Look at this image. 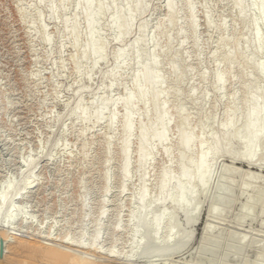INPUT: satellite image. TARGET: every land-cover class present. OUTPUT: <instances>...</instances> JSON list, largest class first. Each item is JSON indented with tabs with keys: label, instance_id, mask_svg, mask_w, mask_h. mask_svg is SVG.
<instances>
[{
	"label": "rangeland",
	"instance_id": "374dc122",
	"mask_svg": "<svg viewBox=\"0 0 264 264\" xmlns=\"http://www.w3.org/2000/svg\"><path fill=\"white\" fill-rule=\"evenodd\" d=\"M81 1L0 0V193L6 182L20 181L25 162L39 163L33 180L40 187L14 202L24 224L32 225H24V233L12 240L85 252L100 263L115 261L94 251L71 250L62 241L90 244L98 236L101 248L130 256L131 264H256L264 251V140L256 166L234 161L229 153L218 155L209 185H192L195 198L188 207L171 202L172 188L159 194L158 185L165 169L173 178L179 175L181 129L193 133L196 144L186 159L195 161L199 137L209 147L210 135L220 137L229 119H241L236 127L241 129L253 91L264 98V77L245 64L248 59L264 64V21L256 5L260 0H243L244 18L235 0H138L143 10L134 15L124 41L117 39L114 19L137 0H96L107 11L96 22L94 38L106 48L105 60L95 68V57L83 58L81 53L89 39ZM75 20L77 46L66 31ZM256 33L259 53L252 47ZM137 40L123 65L122 60L116 65L115 57ZM229 56H235L233 67L225 61ZM153 59L173 122L165 145H154L153 156L139 170V127L151 123L155 111L136 101L125 179L122 100L142 85L134 76ZM107 73L110 78L104 79ZM217 75L225 79L222 89L215 84ZM79 99L88 114L84 122L80 112L70 115ZM102 99L110 104L97 121L94 115ZM179 113L188 118L186 125ZM219 184L227 191L218 194L223 200L215 206ZM142 190L148 196L144 202ZM163 212L170 216L171 229L164 223L156 234L151 220ZM206 227L216 232L208 234ZM37 229L59 242L41 240L33 233ZM14 254L10 248L5 264L17 260ZM22 257L20 261L32 264Z\"/></svg>",
	"mask_w": 264,
	"mask_h": 264
},
{
	"label": "bare ground",
	"instance_id": "6f19581e",
	"mask_svg": "<svg viewBox=\"0 0 264 264\" xmlns=\"http://www.w3.org/2000/svg\"><path fill=\"white\" fill-rule=\"evenodd\" d=\"M79 5L82 6L83 9L82 14L89 36L88 42L82 47V57H95L93 65L95 68L101 61L105 60L104 48H106V44L96 40L94 35L97 20L101 14L107 11V9L103 6H100L96 0H82ZM256 5L261 18L264 21L263 1L260 0L256 2ZM49 7L50 10L53 11V6L51 3ZM235 7L239 11V15L244 18L246 10L244 1L235 0ZM167 8L169 13L173 12L172 2L167 4ZM142 10L143 3L137 0L132 7H126L124 11L122 10V12L118 13L114 19V27L118 29V40L124 41L127 35H129L132 30L134 15L141 12ZM194 27L195 26L193 23V30H195ZM66 31L74 37V44L77 46L79 44L77 21L75 20L71 25H68ZM140 32L142 34L145 32L143 25L140 26ZM260 39V35L256 33L254 35L253 45L251 44L252 47L256 49L255 52L257 53L260 51ZM139 43L140 41L137 40L131 45L130 48L122 49L120 54L115 57V64L119 65L122 60L123 65V62L126 56L131 52V49H134ZM222 44H224V42H222ZM225 61L229 64V67H233L235 56H229ZM245 64L253 67L259 76L264 77V64L255 65L252 59L245 60ZM156 67L157 61L155 59L146 63L140 72L134 76L135 83H141L142 85L136 89L134 94H130L124 100H122V105L125 108L123 116V132L125 138L121 153L124 159L122 174L125 179H128L129 177V151L131 139L134 133L132 122L136 113V101H142L144 107H147L148 104L152 105L155 111V118L153 121L148 125H140L139 127V145L137 149V167L139 170H142L153 156L154 145H165L167 142V130L170 128L173 122L172 117L168 115L166 103L162 100V78L155 73ZM106 78H110L109 73L104 75V79ZM215 84L218 88L222 89L225 85L224 77L217 75L215 78ZM111 87L112 84L110 88ZM254 89H257V87H254ZM256 91H253L252 96L249 97L248 102L250 103V106L246 111L247 113H245V124L243 123L244 126L242 125L243 127L238 130L236 129L238 125L237 122L238 120L240 122L241 119H229L225 126L221 129L220 137H217L213 134L210 135L209 139L211 141V145L209 147H206L205 141L199 137L197 139V143L200 152L195 161L186 159V155L193 151L194 145L196 144L193 133L187 129H181L179 131L177 138V145L180 151L179 175L173 178L166 169L163 170L158 185L159 194L164 195L170 188H172L173 194L170 196L171 202L175 203V205L183 204V206L188 207L190 202L195 198V192L192 188V185L197 183L200 189H205L209 185L213 171V161L215 158L217 159L218 155L222 156L226 153H229L234 161H241L245 165H254L256 162L255 160L258 159L257 157H259L261 153L259 144L264 140V98H261ZM109 104L110 102L108 99H102V107L96 111L94 115L97 121L102 119L103 110L108 107ZM80 105L81 101L79 99L70 115L78 116L77 114L80 112L79 120L84 122L87 120L88 114L86 111L81 110ZM179 115L182 117L183 124L186 125L188 118L182 113H179ZM110 122L111 124L115 122L114 116H111ZM234 146L235 151L233 149ZM166 153H168V151H166ZM47 162H50V160L48 159ZM38 165L39 163L36 161L25 162L22 166L23 169L19 173L20 181L17 184L12 181L6 182L3 191L0 193V241L3 240L6 245L5 255L3 260H0V264H5L7 262L10 248L13 250L15 253L14 255L17 258V260H13L15 264H27L26 262L20 261V257L23 258L22 256L28 257L32 264H128L127 262H130L131 264L130 256H122L120 254H116L113 250H104L101 248L100 243L98 242V236H96L90 244H85L80 241L73 242L66 239L62 241V244L68 246V248H71V250L72 248L85 249L94 251L100 255H106L109 259H113L115 263L96 262V260L93 261L92 259L88 258L89 256L85 252L78 251L77 253V251L74 249V252H67L57 246H51L48 243H41L38 245L33 244L34 242L31 243L26 241V239H19L17 242L12 240L14 234L24 233L21 231L24 225H32L24 224L25 217L21 216V213H18L19 210H14V202L21 201L24 194H27V191L40 187V184L33 180ZM221 178H224V176ZM140 181L141 183H144L145 175L141 177ZM224 187L225 186H223V188ZM223 188L221 184H219L216 189L217 194L213 202L215 206L222 203L220 201L223 199L220 200L218 194L221 195V192H225V190L227 191L226 187V189ZM147 197L146 191L142 190L140 193L141 201L144 202ZM141 211H143V206L141 207ZM104 214L105 212L102 213V216ZM169 217L170 216L167 212H163L158 218L151 220V223L153 224L152 227L154 228V232H156V234L159 233L161 228L164 227V223H167L168 227L171 225V219ZM170 229L171 228L169 227V230ZM206 231L208 234L211 233V235L212 233L216 232H211L209 227H206ZM33 233L38 234L39 238L45 242H59L58 239L53 238L51 233L43 235L42 232L38 231V229L37 232ZM240 242L238 245L243 243ZM255 259L256 262L253 260V263L264 264V251L257 255Z\"/></svg>",
	"mask_w": 264,
	"mask_h": 264
},
{
	"label": "water",
	"instance_id": "95a60500",
	"mask_svg": "<svg viewBox=\"0 0 264 264\" xmlns=\"http://www.w3.org/2000/svg\"><path fill=\"white\" fill-rule=\"evenodd\" d=\"M5 242L3 240L0 241V260H3L5 255Z\"/></svg>",
	"mask_w": 264,
	"mask_h": 264
}]
</instances>
